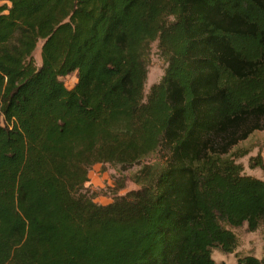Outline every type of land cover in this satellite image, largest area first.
Returning <instances> with one entry per match:
<instances>
[{
  "label": "trees",
  "instance_id": "trees-1",
  "mask_svg": "<svg viewBox=\"0 0 264 264\" xmlns=\"http://www.w3.org/2000/svg\"><path fill=\"white\" fill-rule=\"evenodd\" d=\"M0 2V264H224L229 227L264 223V180L232 157L264 129V0ZM158 150L140 188L85 189Z\"/></svg>",
  "mask_w": 264,
  "mask_h": 264
},
{
  "label": "rangeland",
  "instance_id": "rangeland-1",
  "mask_svg": "<svg viewBox=\"0 0 264 264\" xmlns=\"http://www.w3.org/2000/svg\"><path fill=\"white\" fill-rule=\"evenodd\" d=\"M1 3V2H0ZM33 57L36 66L40 65V42H38ZM166 59L160 54L157 40L151 42L148 59L147 79L144 85L146 96L151 84L158 82L166 67ZM62 82L68 88L76 82L75 72L61 77ZM232 157L243 167V173L264 180V129L253 131L248 138L238 143L232 150ZM161 150L154 151L141 158L134 164L124 166L110 163L94 164L88 172L85 189L95 195L94 201L107 204L114 197L124 195L130 190H136L142 186V180L137 181L136 175L143 165H155L163 161ZM262 162V166L254 164ZM237 237L236 248L231 252H223L213 248L211 256L215 262L235 264L239 256L253 255L260 258L264 254V223L255 230H249L246 223L238 227H229Z\"/></svg>",
  "mask_w": 264,
  "mask_h": 264
}]
</instances>
